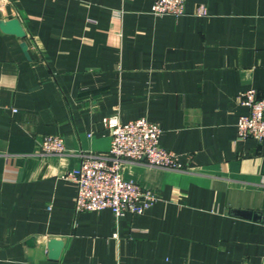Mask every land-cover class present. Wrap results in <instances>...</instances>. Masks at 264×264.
<instances>
[{"label": "crops", "instance_id": "0c3cea01", "mask_svg": "<svg viewBox=\"0 0 264 264\" xmlns=\"http://www.w3.org/2000/svg\"><path fill=\"white\" fill-rule=\"evenodd\" d=\"M153 1L0 0L26 30L0 29V264H261L264 142L238 122L240 92L264 95V0H187L180 16ZM112 116L158 122L185 166L122 164L158 197L142 214L75 209L68 174L109 150ZM46 135L65 153H43Z\"/></svg>", "mask_w": 264, "mask_h": 264}, {"label": "built area", "instance_id": "2783aa9c", "mask_svg": "<svg viewBox=\"0 0 264 264\" xmlns=\"http://www.w3.org/2000/svg\"><path fill=\"white\" fill-rule=\"evenodd\" d=\"M187 0H154L151 11L157 15L180 16L186 11ZM202 12L204 8L201 9ZM240 103L249 113L238 122L239 138H252L264 142V95L255 88L240 92ZM112 130V141L106 153L84 154L79 167L68 177L77 184L75 209L99 211L110 208L119 218L128 212L142 214L158 200L154 191L144 188L134 180L124 178L122 164L125 161L143 162L151 166L183 170L184 164L177 154L160 143L162 126L146 117L122 122L117 116L104 119ZM45 154H62L65 140L59 135H46L42 140ZM261 264H264V254Z\"/></svg>", "mask_w": 264, "mask_h": 264}, {"label": "water", "instance_id": "95a60500", "mask_svg": "<svg viewBox=\"0 0 264 264\" xmlns=\"http://www.w3.org/2000/svg\"><path fill=\"white\" fill-rule=\"evenodd\" d=\"M0 29L7 34H13L18 37H25L26 36V30L21 22V20L18 17H12V18H5L3 17L2 12L0 11ZM246 215H249L248 213H244ZM34 241L33 238H31L28 243H32ZM65 239L61 237H51L48 241V253L49 258L53 260H58L63 252V249L65 247Z\"/></svg>", "mask_w": 264, "mask_h": 264}]
</instances>
